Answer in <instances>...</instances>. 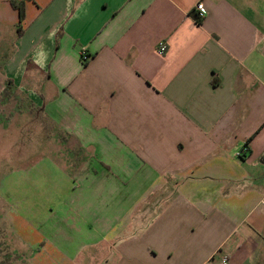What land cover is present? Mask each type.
I'll use <instances>...</instances> for the list:
<instances>
[{
	"label": "crops",
	"instance_id": "obj_1",
	"mask_svg": "<svg viewBox=\"0 0 264 264\" xmlns=\"http://www.w3.org/2000/svg\"><path fill=\"white\" fill-rule=\"evenodd\" d=\"M24 1L3 79L90 161L27 174L31 263L264 264V0Z\"/></svg>",
	"mask_w": 264,
	"mask_h": 264
},
{
	"label": "rangeland",
	"instance_id": "obj_2",
	"mask_svg": "<svg viewBox=\"0 0 264 264\" xmlns=\"http://www.w3.org/2000/svg\"><path fill=\"white\" fill-rule=\"evenodd\" d=\"M32 107L34 102L20 88L3 79L0 67V264H32L27 252L31 241L24 239L30 232H46L44 216L39 210L32 214L31 198L25 192L32 190L30 180L41 185L43 172L51 163L73 179L90 164L79 161L77 156L84 152L70 135L58 136V129H53V137L47 138L45 121ZM34 167L39 170L35 172ZM37 187L31 192L39 195Z\"/></svg>",
	"mask_w": 264,
	"mask_h": 264
},
{
	"label": "trees",
	"instance_id": "obj_3",
	"mask_svg": "<svg viewBox=\"0 0 264 264\" xmlns=\"http://www.w3.org/2000/svg\"><path fill=\"white\" fill-rule=\"evenodd\" d=\"M10 3L12 5V7L19 12V16H20L19 26H21L22 23L25 20L26 2L24 0H10ZM194 19L196 20V22L198 24H201L202 23V20L199 19L198 14H194ZM8 83L12 85V82L11 81H8ZM32 110H36V111H39L40 112V116L43 118V121H45L44 122L45 123L44 127H45L46 136H47V138H52L53 136L51 134V131L53 129L54 130L57 129V127L55 126V124L52 121H50V119H48L44 115L43 110L41 108H37L35 106V107H32ZM59 135H62V132L58 131V136Z\"/></svg>",
	"mask_w": 264,
	"mask_h": 264
},
{
	"label": "built area",
	"instance_id": "obj_4",
	"mask_svg": "<svg viewBox=\"0 0 264 264\" xmlns=\"http://www.w3.org/2000/svg\"><path fill=\"white\" fill-rule=\"evenodd\" d=\"M196 9L198 11V17L200 19L204 18V16H205L204 5L202 3H199L196 6ZM167 51H168V46H167L166 42H164V41L160 42L158 44V47H157L158 54L161 56H164L167 53ZM81 60L84 64H86L90 60V56L87 52V49H85V48H83L81 51ZM262 204L264 205V200L262 201ZM221 264H230L229 258L227 256L223 257V259L221 260Z\"/></svg>",
	"mask_w": 264,
	"mask_h": 264
},
{
	"label": "water",
	"instance_id": "obj_5",
	"mask_svg": "<svg viewBox=\"0 0 264 264\" xmlns=\"http://www.w3.org/2000/svg\"><path fill=\"white\" fill-rule=\"evenodd\" d=\"M263 164H264V159H263Z\"/></svg>",
	"mask_w": 264,
	"mask_h": 264
}]
</instances>
